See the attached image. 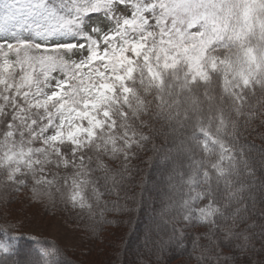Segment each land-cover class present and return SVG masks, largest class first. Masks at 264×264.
Instances as JSON below:
<instances>
[{"label":"snow or ice","instance_id":"snow-or-ice-1","mask_svg":"<svg viewBox=\"0 0 264 264\" xmlns=\"http://www.w3.org/2000/svg\"><path fill=\"white\" fill-rule=\"evenodd\" d=\"M253 125L264 127V0H0V202L27 191L94 215L141 152L178 137L168 207L206 229L197 264H228L222 243L250 248ZM14 249L0 238V255Z\"/></svg>","mask_w":264,"mask_h":264},{"label":"trees","instance_id":"trees-1","mask_svg":"<svg viewBox=\"0 0 264 264\" xmlns=\"http://www.w3.org/2000/svg\"><path fill=\"white\" fill-rule=\"evenodd\" d=\"M242 143L250 149L249 159L254 170L252 176L245 177L251 182L253 199L247 201L249 211L245 214V222L240 224V229H245L251 238L250 248L246 252L235 250L236 241L232 242V246L222 243L221 247L224 253L234 258L228 264H260L264 261V195L261 194L264 191V127L253 125L251 130L244 133ZM153 144L132 161V181L119 189L118 196L115 193L105 195L100 207L94 208V215L66 207L57 201L56 209L69 210L65 217L83 229L89 250L104 257L103 260L94 258L90 264H197L195 257L199 253L193 250V238L206 229L186 224L174 209L168 207L170 197L174 196L172 185L179 181L177 172L183 170V157L178 152L179 138L160 137ZM163 162L167 164L163 166ZM165 170H169L168 178ZM162 182L170 184L168 192H155ZM126 193L129 195L126 196ZM152 198H156V202L151 201ZM149 213L154 221L151 224L158 225L159 233L153 232L150 236L141 234L139 237L140 229L141 233L150 232V223L146 230L143 229L150 219ZM1 220L0 228L5 226ZM11 237L12 231L9 229L7 233L0 231V238ZM117 240L120 241L117 243ZM135 243L140 248L138 251L132 249ZM200 243L206 244L207 241L201 240ZM26 244L23 240L15 239L13 254L0 255V264H13L23 251H31L29 243ZM53 256L55 264H88L84 262L86 259L80 260L59 250Z\"/></svg>","mask_w":264,"mask_h":264},{"label":"rangeland","instance_id":"rangeland-1","mask_svg":"<svg viewBox=\"0 0 264 264\" xmlns=\"http://www.w3.org/2000/svg\"><path fill=\"white\" fill-rule=\"evenodd\" d=\"M164 164L167 163L163 162L162 165L164 166ZM165 171L166 177L168 178L169 170ZM165 180L167 181V179ZM164 184L162 182L161 186H157L155 192H168L167 190H169L170 184ZM261 192V194L264 195V191L262 190ZM127 195H129V193H126V196ZM151 201L156 202V198H152ZM59 205L61 206V204ZM57 207V205L53 207L47 200L42 202L31 200L30 193L27 191L15 194L10 203L5 204L0 202L1 223H4L5 226H3L12 231L11 238L23 240L24 242H27L26 245L29 243V246H31V251H23L18 257V260L13 264H33L34 261L39 259L38 253L41 249H48L50 251L55 249L54 255L59 250L68 253L71 257H76L80 260L86 259L84 262H88V264H90V262L92 263L94 258L103 260L104 257L100 256L94 250H89V244L85 240L86 235L84 234V231H82L83 229L74 223H70L67 216L65 217L70 211H61L60 209H56ZM156 216L159 217L158 210H156ZM149 217L150 219L144 224V230H146L151 222H154L151 219L152 216L150 213L148 214V218ZM154 218L156 217L154 216ZM157 226L158 225L151 224L150 228L152 230L150 229V232L145 233H141L140 229L138 233L139 237L141 234L143 236H150L153 232L159 233ZM119 241L120 240H117L115 242L118 243ZM132 249H137L136 251H138L140 248L138 247V244L135 243ZM114 250H116V248ZM53 257L54 256H49L45 259L53 260ZM42 261L44 262V260ZM43 262H39V264H44Z\"/></svg>","mask_w":264,"mask_h":264}]
</instances>
